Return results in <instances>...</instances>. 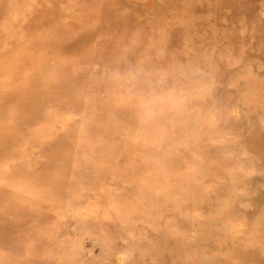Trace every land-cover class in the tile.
Returning <instances> with one entry per match:
<instances>
[{"label":"rangeland","instance_id":"1","mask_svg":"<svg viewBox=\"0 0 264 264\" xmlns=\"http://www.w3.org/2000/svg\"><path fill=\"white\" fill-rule=\"evenodd\" d=\"M0 264H264V0H0Z\"/></svg>","mask_w":264,"mask_h":264},{"label":"clouds","instance_id":"2","mask_svg":"<svg viewBox=\"0 0 264 264\" xmlns=\"http://www.w3.org/2000/svg\"><path fill=\"white\" fill-rule=\"evenodd\" d=\"M138 101H139L140 105L143 106V103H144L143 96H138Z\"/></svg>","mask_w":264,"mask_h":264},{"label":"bare ground","instance_id":"3","mask_svg":"<svg viewBox=\"0 0 264 264\" xmlns=\"http://www.w3.org/2000/svg\"><path fill=\"white\" fill-rule=\"evenodd\" d=\"M45 7V6H44ZM42 8V7H41ZM46 8H47V6H46ZM34 11V10H33ZM36 11V10H35ZM41 18V17H40ZM41 24V23H40ZM6 61V60H5ZM20 80V79H19ZM237 119V118H236ZM241 121V120H240ZM242 123V122H241ZM252 130H253V128H251ZM251 132V131H250ZM250 134V133H249Z\"/></svg>","mask_w":264,"mask_h":264}]
</instances>
